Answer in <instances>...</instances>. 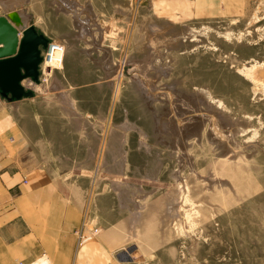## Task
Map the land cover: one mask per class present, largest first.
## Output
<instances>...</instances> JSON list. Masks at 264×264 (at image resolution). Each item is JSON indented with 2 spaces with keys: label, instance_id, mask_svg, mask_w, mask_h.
Here are the masks:
<instances>
[{
  "label": "rangeland",
  "instance_id": "1",
  "mask_svg": "<svg viewBox=\"0 0 264 264\" xmlns=\"http://www.w3.org/2000/svg\"><path fill=\"white\" fill-rule=\"evenodd\" d=\"M54 1L10 14L63 49L51 65L40 46L38 80L22 84L41 96L27 110L48 111L51 138L66 145L19 165L48 168L81 198L88 230L114 228L124 263L264 264V0H80L114 29L104 40L81 35ZM56 82L69 100L47 93ZM201 88L214 100L200 136L158 128L173 100Z\"/></svg>",
  "mask_w": 264,
  "mask_h": 264
},
{
  "label": "crops",
  "instance_id": "2",
  "mask_svg": "<svg viewBox=\"0 0 264 264\" xmlns=\"http://www.w3.org/2000/svg\"><path fill=\"white\" fill-rule=\"evenodd\" d=\"M52 88L47 93L63 96ZM40 97L15 99L0 90V264H124L114 254V228L95 227L94 236L101 230L100 234L80 242L76 231L85 219L82 199L63 190L48 168L24 170L19 165L51 162L50 152L66 145V140L51 138L48 111L27 110L32 103H40Z\"/></svg>",
  "mask_w": 264,
  "mask_h": 264
},
{
  "label": "bare ground",
  "instance_id": "3",
  "mask_svg": "<svg viewBox=\"0 0 264 264\" xmlns=\"http://www.w3.org/2000/svg\"><path fill=\"white\" fill-rule=\"evenodd\" d=\"M25 1L26 0H20V2L18 4H22ZM0 4L2 6H4V9L2 7H0V15H3V13H1V11L5 10V13H6V11H7V14L9 13V15H10L9 19L11 21L16 23L18 20H21L20 22H23L24 24L28 25L27 18L24 17L23 14H20L18 12H13V14H10L11 11H13V10H11V8L18 6V4H15L9 0H0ZM54 4H55V7L58 8V10L57 9L56 10L59 13L64 14V15H68V16H71V15L73 16V20L75 23L74 25L77 26L76 28L80 29L81 35L84 36L85 34L89 35L91 33V35L93 36L92 33L97 34V31H98L100 33V35L101 34L103 35V36L101 35L103 40L105 39V37H107V35H110V34L114 35V29L111 28V31L107 32L106 27L101 25V23L99 22V20L97 18V14L93 10V7L91 4L86 3V5H83L80 3L79 0H55ZM17 24H18V22H17ZM153 34H154L153 30H149V35H150V40H151L150 46H151V49H153V51H157L159 44L157 42L156 36H153ZM20 35H21V33H20ZM101 36H99L100 39H101ZM58 44H59L58 42H54L52 45H50V43L48 41L47 45L45 47L46 49H50L47 62H49V64H51V65H55L61 61L62 50L57 48ZM96 44H97V48L99 47L101 50H103L105 52V55L107 58L105 60L110 61V59H109L110 58V56H109L110 51L104 48V46L102 45V41L97 39ZM40 50H41V48H40ZM106 65H105V67H106ZM39 70H40V68H39ZM28 78L30 79V77H28ZM37 80H38V78H37ZM256 80L257 81H255V82H258V78H256ZM22 81L20 82L21 84H22ZM32 81L35 82V80H32ZM253 82H254V80H253ZM52 90L53 91H56V90L61 91V94L64 96V98H67V93L66 92L63 93L64 89L60 83L56 82V84L52 88ZM199 91H200V93L198 95L194 94L195 96H192V97H189L188 94H185L182 97L185 99V101H184V99H183V101L181 99L180 100L178 99L177 101L173 100L174 105H172L173 103H171V106L169 108L170 110L168 109L167 112L164 111L165 114L160 115L157 118L158 128H160L161 130H165V129L170 130L173 134L172 136H175L177 141H179V140L184 141L185 138L189 134H197L198 136H200L203 123L205 121H207V115H208V113L206 114V112L203 111L202 105H205L207 107L208 106V99L209 100L213 99V95L208 89H202L201 88V90H199ZM186 92L184 91V93H186ZM218 102H220V101H218ZM218 102L215 101L214 105L219 106L220 104ZM191 107H192V109H191ZM196 115H198L199 117H196ZM210 116H211V114H210ZM220 119H221V117H220ZM213 120H214V118H213ZM218 120H219V118H218ZM214 121H216V120H214ZM230 123L232 124V121H230ZM224 124H225V122H224ZM235 128H234V130H235ZM176 140L174 141V139H173L174 142H176Z\"/></svg>",
  "mask_w": 264,
  "mask_h": 264
},
{
  "label": "water",
  "instance_id": "4",
  "mask_svg": "<svg viewBox=\"0 0 264 264\" xmlns=\"http://www.w3.org/2000/svg\"><path fill=\"white\" fill-rule=\"evenodd\" d=\"M20 21L0 15V90L15 99L32 96L20 82L28 77L37 80L40 46L48 42L33 26Z\"/></svg>",
  "mask_w": 264,
  "mask_h": 264
},
{
  "label": "built area",
  "instance_id": "5",
  "mask_svg": "<svg viewBox=\"0 0 264 264\" xmlns=\"http://www.w3.org/2000/svg\"><path fill=\"white\" fill-rule=\"evenodd\" d=\"M97 232H98V229L97 228H92L91 230L86 231V227L85 226H83L78 231H76L80 242L87 241L93 235H95ZM124 264H138V263L135 262L134 260H131V261L126 262Z\"/></svg>",
  "mask_w": 264,
  "mask_h": 264
}]
</instances>
